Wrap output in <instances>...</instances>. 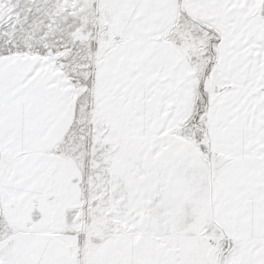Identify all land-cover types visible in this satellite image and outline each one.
<instances>
[{"label": "snow or ice", "instance_id": "obj_1", "mask_svg": "<svg viewBox=\"0 0 264 264\" xmlns=\"http://www.w3.org/2000/svg\"><path fill=\"white\" fill-rule=\"evenodd\" d=\"M0 264H264V0H0Z\"/></svg>", "mask_w": 264, "mask_h": 264}]
</instances>
